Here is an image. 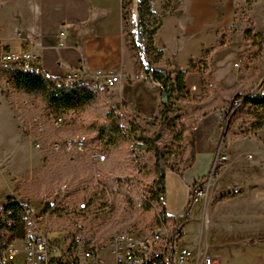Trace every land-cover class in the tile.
Masks as SVG:
<instances>
[{
	"label": "rangeland",
	"instance_id": "rangeland-1",
	"mask_svg": "<svg viewBox=\"0 0 264 264\" xmlns=\"http://www.w3.org/2000/svg\"><path fill=\"white\" fill-rule=\"evenodd\" d=\"M175 2L152 0L150 6L154 16L161 19L155 44L168 57L163 55L153 67L171 76L168 121L159 125L160 115L145 120L134 117L135 133L143 137L157 133L167 162L182 166L189 159L190 149L186 125L189 118H197L193 132L195 139L202 141L197 145L193 167L165 174L166 212L178 224L189 217V223L182 225L185 232L180 240L194 235L198 238L204 223L200 253L206 247L217 251L222 261L228 255V264H264V161L255 160L257 146L252 141V137H260L264 148V123L257 126L264 119V107L245 106L234 113L240 97L232 108L226 105L233 93L262 90L264 0H236L230 24L217 30L209 25L185 39L175 33L184 17ZM123 14L124 37L130 48L132 23L138 19L134 0L123 1ZM143 22L145 28L156 24L148 16ZM177 63L200 75L198 82L185 79L186 98L176 90ZM83 82L96 88L98 98L82 111L73 112L79 123L67 128H56L45 118L47 111L39 98H22L10 104L0 96V198L16 195L34 204H49L54 215L50 231L66 227L65 217H55L63 213L62 208L73 211L84 200L89 205V214L83 219L87 233L98 237L119 232L145 234L158 223V206H152L157 203L158 190L154 154L150 150L142 152V170L136 174L126 138L119 140L116 136L111 143L107 135L83 131L92 124L96 128L105 124L113 130L118 123L121 126L118 112L112 108L116 102L114 89H107L103 81L95 79ZM10 88V82L0 76V92L5 97ZM206 109H210L209 114L201 116ZM80 136L86 137V145L77 149L74 140ZM212 136L213 154L219 151L228 157L215 167L210 154ZM68 139L72 141L69 148ZM97 154H104V159L97 158ZM200 179L209 182L206 195L191 203L190 192ZM234 188L239 192L233 193ZM69 216L77 218L71 213ZM222 243L224 250L218 248Z\"/></svg>",
	"mask_w": 264,
	"mask_h": 264
},
{
	"label": "crops",
	"instance_id": "crops-1",
	"mask_svg": "<svg viewBox=\"0 0 264 264\" xmlns=\"http://www.w3.org/2000/svg\"><path fill=\"white\" fill-rule=\"evenodd\" d=\"M175 3L184 16L182 24L178 23L175 30L177 37L182 39L209 25L215 26L216 30L226 27L236 11V0H176ZM123 25V0H0V42L5 47L29 51L38 58V68L51 77L61 78L69 72H77L81 81H104L108 74L117 75L119 80L112 87L116 98L114 104L122 106L135 118H156L162 105L160 89L149 76L136 77V61L126 43ZM158 36L157 31L154 38ZM154 46L167 57L155 44V39ZM98 71L101 73L97 74ZM185 79L198 82L200 75L188 71ZM0 96L8 103L1 92ZM201 141L202 138L196 137L195 149ZM252 141L257 146L255 160L264 161L260 137H252ZM214 150L212 136L211 156ZM189 221L188 217L182 225ZM184 232L185 229L182 234ZM202 232L200 226L198 238L194 235L179 239V244L192 250L201 248ZM224 244L218 248L224 250ZM206 251L221 259L217 251L211 252L207 248ZM227 256L223 261L221 259V264H228Z\"/></svg>",
	"mask_w": 264,
	"mask_h": 264
},
{
	"label": "built area",
	"instance_id": "built-area-1",
	"mask_svg": "<svg viewBox=\"0 0 264 264\" xmlns=\"http://www.w3.org/2000/svg\"><path fill=\"white\" fill-rule=\"evenodd\" d=\"M0 66H11L13 69H39L38 58L26 50L14 51L5 47L0 42ZM101 72L98 71L97 74ZM65 83L72 84L81 81L77 72H69L61 77ZM119 80V76L108 74L104 78V86L112 88ZM56 87H62V82H56ZM263 93V90L259 91ZM112 108L118 112L121 120V134L129 141L131 160L135 173L142 170L143 151L147 146L142 141L135 139L133 131L137 123L122 106ZM61 117L53 120L54 125H59ZM39 129H42L41 124ZM71 139L66 141V146H71ZM75 147L82 149L86 145V137L80 136L74 140ZM58 147V142L55 143ZM97 158L105 156L97 154ZM226 154L217 152L214 157L213 167L218 162H226ZM209 182L198 181L190 192L191 203L199 202L206 195ZM66 188L62 187L65 192ZM239 188H234L233 193H238ZM17 201L22 206L21 226L22 234L11 231L10 211L6 205L10 201ZM164 186L159 185L156 196L158 223L145 234L119 232L116 234L98 237L86 232L83 219L89 214L87 201H80L73 211L62 208L56 218H66V227L60 231H50L49 222L53 218V210L49 204L21 199L10 195L4 201L0 200V264H221V259L216 254L206 251L200 253L196 250L179 245L182 235V224L175 218L168 216L164 206ZM50 207V208H49ZM69 207V206H68ZM77 215V218L70 217ZM204 225V223H203ZM202 225V226H203ZM204 226L203 229L204 230Z\"/></svg>",
	"mask_w": 264,
	"mask_h": 264
},
{
	"label": "trees",
	"instance_id": "trees-1",
	"mask_svg": "<svg viewBox=\"0 0 264 264\" xmlns=\"http://www.w3.org/2000/svg\"><path fill=\"white\" fill-rule=\"evenodd\" d=\"M134 2L135 16H138V19L135 18L132 23L134 28L132 32V39L130 41V49L133 51L132 56L136 61V77L139 78L141 76H149L150 80L158 85L163 97L158 124L164 125L168 121V115L170 111L167 96L169 92L168 83L171 81V76L165 75L161 70L153 67L154 62H157L160 59L162 60L163 58L162 50L157 49L154 46V37L161 25V19L159 20L157 16L155 17L154 12L150 10L152 0H134ZM144 16L153 17L156 24L151 28H145L146 24L143 22ZM187 72L188 70H182L178 65H174V80L176 84V90L184 98L187 97V94L185 93V75ZM0 76L6 78L11 84V88L9 89L6 97L10 104H14L18 99L22 98H25L26 100L30 97L39 98L42 101L45 110L47 111L45 114L46 119L52 123L56 118H62V121L59 123V125H55L56 128L62 126L67 128L72 124H78L79 122L76 121L77 118L73 116V112L80 110L82 111L86 106H88L87 104L90 103L91 105V103H93L98 98L96 88L91 84L83 81H77L72 84H68L65 83L62 78L48 76L40 69H20L16 71L11 66H0ZM58 81H61L63 85L60 88H57L55 85ZM262 90L263 93H245L243 95L233 93L226 105L228 108H232L234 101L240 97V103L235 108L234 113L238 112L242 107L245 106L253 107V109L263 108L264 83L262 85ZM8 95L12 98H9ZM209 112L210 109H206L202 111L201 116H206L209 114ZM195 122H197V118H189L186 125V137L188 138L190 149L189 159L182 166L169 164L167 162L165 152L158 145L157 140L159 136L157 133H154L148 137L139 136L135 133L136 128L134 127L133 131L135 133V139L145 143L147 150L152 151L154 154L155 163L153 169L154 174L156 175L155 183L157 186L163 185L167 169L177 173H182L194 164L196 149L193 126ZM259 123L260 124L257 126H261L264 123V119ZM84 128V132L91 131L92 133L107 135L109 141H112L111 143H113V139L116 138V136L119 138V140L124 138L120 132L121 127L119 123L115 126L116 129L114 130L111 127H106L105 124L98 126V128H96V126L93 124ZM6 208V210L10 211L8 217L11 220V231H13L15 234L21 235V204L15 200H10L6 205Z\"/></svg>",
	"mask_w": 264,
	"mask_h": 264
},
{
	"label": "bare ground",
	"instance_id": "bare-ground-1",
	"mask_svg": "<svg viewBox=\"0 0 264 264\" xmlns=\"http://www.w3.org/2000/svg\"><path fill=\"white\" fill-rule=\"evenodd\" d=\"M14 70H16V71H18V69H14ZM26 70H33V69H26ZM100 159H104V157L102 156H100Z\"/></svg>",
	"mask_w": 264,
	"mask_h": 264
}]
</instances>
